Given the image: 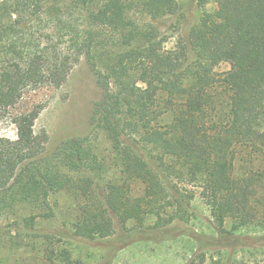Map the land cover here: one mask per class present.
<instances>
[{
	"label": "trees",
	"instance_id": "obj_1",
	"mask_svg": "<svg viewBox=\"0 0 264 264\" xmlns=\"http://www.w3.org/2000/svg\"><path fill=\"white\" fill-rule=\"evenodd\" d=\"M181 1L0 2V112L29 89L62 86L81 58L102 92L90 133L52 152L34 130L41 107L14 117L16 140L0 134V221L17 218L5 225L17 233L10 249L33 247L42 264H85L56 246L62 234L37 227L54 218L61 194L77 203L73 236L104 244L116 222H191L199 193L214 234L193 237L203 245L186 264H223L204 250L247 247L253 236L241 231L264 230V0H198L217 9L189 44L167 50L154 22L179 17ZM221 63L230 70L217 72ZM100 134L109 159L96 151ZM25 208L33 213L18 217Z\"/></svg>",
	"mask_w": 264,
	"mask_h": 264
},
{
	"label": "rangeland",
	"instance_id": "obj_2",
	"mask_svg": "<svg viewBox=\"0 0 264 264\" xmlns=\"http://www.w3.org/2000/svg\"><path fill=\"white\" fill-rule=\"evenodd\" d=\"M216 9L217 5L213 2L201 8L198 0H182L179 17H168L154 22L161 33L160 38L164 40V47L174 50L180 40L189 44L191 29L201 22L205 13H212ZM189 51L191 53L190 48ZM229 70L228 63H221L216 68L219 73ZM101 93L86 59L81 58L65 84L57 87L47 83L29 89L18 105L6 112H0V134L16 140L14 117L41 107L34 130L38 135H47L46 147L52 152L69 138L90 133L91 114L95 102L101 98ZM95 147L101 158H110L111 143L104 134H100ZM136 191L138 195L142 194L143 187H137ZM76 204L69 194L58 195L53 203L56 215L52 219L42 220L37 227L62 234L63 237H57L59 244L56 246L67 248L73 258L80 259L85 264H186L203 245V242L197 243L193 237L197 235L198 238L204 237V240L214 234L215 225L211 211L201 200L199 193L192 203L195 215L191 222H174L162 230L155 228V219H148L143 225L135 222L123 225L116 222L114 235L106 239L104 244L98 243L102 241L100 239L89 243L73 236ZM31 213V209L25 208L19 210L17 216L26 217ZM15 219L16 216H11L10 220L8 218L0 221L3 231L0 233V264H42L39 258L43 252L33 247L25 249L17 245L10 249L8 239L11 236L16 237L17 233L5 225ZM241 233L253 236L245 239L247 247L237 245L223 251L215 248L204 251L209 256L222 259L223 264H232L234 259H245L251 264H264V239H261L264 230L250 233L245 229ZM19 241L23 239L20 238ZM20 243L23 245L27 242Z\"/></svg>",
	"mask_w": 264,
	"mask_h": 264
}]
</instances>
